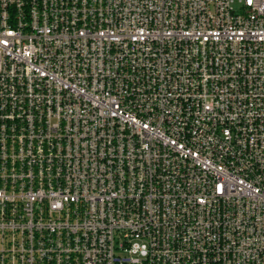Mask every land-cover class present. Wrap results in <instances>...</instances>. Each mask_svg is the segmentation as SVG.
<instances>
[{
    "label": "built area",
    "instance_id": "1",
    "mask_svg": "<svg viewBox=\"0 0 264 264\" xmlns=\"http://www.w3.org/2000/svg\"><path fill=\"white\" fill-rule=\"evenodd\" d=\"M0 264H264V0H0Z\"/></svg>",
    "mask_w": 264,
    "mask_h": 264
}]
</instances>
